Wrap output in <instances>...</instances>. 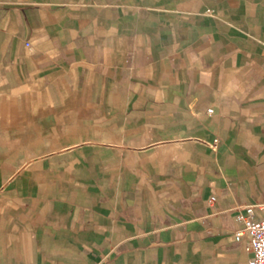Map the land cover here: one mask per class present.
<instances>
[{"label":"crops","instance_id":"0c3cea01","mask_svg":"<svg viewBox=\"0 0 264 264\" xmlns=\"http://www.w3.org/2000/svg\"><path fill=\"white\" fill-rule=\"evenodd\" d=\"M258 202L264 0H0V264H246Z\"/></svg>","mask_w":264,"mask_h":264},{"label":"built area","instance_id":"2783aa9c","mask_svg":"<svg viewBox=\"0 0 264 264\" xmlns=\"http://www.w3.org/2000/svg\"><path fill=\"white\" fill-rule=\"evenodd\" d=\"M208 111L212 112L213 108ZM244 209L245 212L237 215L244 225L234 232V238L245 241L247 250L251 252L246 264H264V202L248 204Z\"/></svg>","mask_w":264,"mask_h":264}]
</instances>
